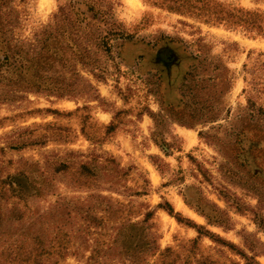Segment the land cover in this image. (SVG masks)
Returning <instances> with one entry per match:
<instances>
[{"label": "rangeland", "instance_id": "obj_1", "mask_svg": "<svg viewBox=\"0 0 264 264\" xmlns=\"http://www.w3.org/2000/svg\"><path fill=\"white\" fill-rule=\"evenodd\" d=\"M185 1L11 0L0 18L38 59L3 67L0 179L49 185L29 205L68 217L64 264H264V0Z\"/></svg>", "mask_w": 264, "mask_h": 264}, {"label": "trees", "instance_id": "obj_2", "mask_svg": "<svg viewBox=\"0 0 264 264\" xmlns=\"http://www.w3.org/2000/svg\"><path fill=\"white\" fill-rule=\"evenodd\" d=\"M20 1L25 3V0ZM73 1L65 0V3L59 6L58 16L63 14L64 16H68L64 11L65 6H69L73 10ZM185 4L186 1L183 0L182 5L184 6ZM0 7H3V9L0 8V18L4 16L5 22L10 25L14 21L13 15L16 12L17 5L11 3V0H0ZM56 14H53V18L56 17ZM71 25L77 27L76 24H69L70 27ZM86 26L90 27L92 24L87 23ZM1 33L0 30V89L3 87L1 82L4 79L3 67L5 63L11 61V72L15 76L21 70V59L28 62L26 66L27 70L33 69L34 66L38 65L36 56L25 58L28 54L19 51L17 44L6 42ZM107 34L99 39V46L103 47L104 50L108 49ZM1 95H4L2 91H0ZM250 145L249 149H254L255 143ZM248 153L252 154L250 151ZM89 165L83 164L80 166L79 174L84 178L95 177L99 174L97 169ZM35 171V169H32L29 171V174ZM111 171L115 174H125L121 168H112ZM261 172L264 174L262 169ZM36 184L37 182H34L32 179L30 180L29 175L23 172L0 179V264H64L69 255L68 249L71 235L67 230L66 220L68 217L66 214L51 213L48 210L40 212L36 209L31 210L30 208L31 192H35L36 195H42V190H46L49 187L48 184L44 183ZM156 208L165 210L170 216L181 222L178 213L173 211L169 203L158 204ZM154 212V210L148 211L145 214L143 222L152 219ZM100 219L102 218L100 217ZM259 225L264 229L262 222ZM192 226L196 229L198 237L202 235L214 237L212 233L206 230L203 231L201 226L195 224H192ZM82 233L80 230H77L75 233L73 232V235H75L74 239L80 242ZM126 239V232L117 238L114 237L107 249L112 251L118 246L125 248L124 243H127ZM195 241L196 239L193 240V242ZM214 241L223 244L219 237L215 238ZM81 245L82 243L80 242L77 249L80 250ZM225 246L234 249L232 244H225ZM148 248L150 253H153L156 250L155 241H152ZM93 251L95 252V257H97L96 254L100 252V249H94ZM92 254L94 253L92 252ZM254 264L258 263L254 262Z\"/></svg>", "mask_w": 264, "mask_h": 264}]
</instances>
